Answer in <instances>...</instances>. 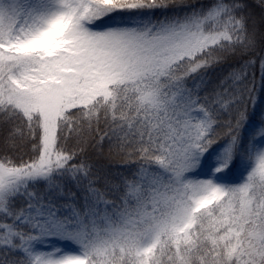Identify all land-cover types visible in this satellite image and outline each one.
I'll return each mask as SVG.
<instances>
[{
    "label": "snow or ice",
    "instance_id": "snow-or-ice-1",
    "mask_svg": "<svg viewBox=\"0 0 264 264\" xmlns=\"http://www.w3.org/2000/svg\"><path fill=\"white\" fill-rule=\"evenodd\" d=\"M0 264H264V0H0Z\"/></svg>",
    "mask_w": 264,
    "mask_h": 264
}]
</instances>
